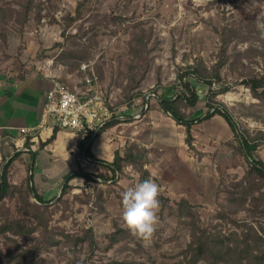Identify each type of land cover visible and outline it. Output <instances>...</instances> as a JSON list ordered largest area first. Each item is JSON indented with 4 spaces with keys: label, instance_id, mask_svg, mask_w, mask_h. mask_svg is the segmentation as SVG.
Segmentation results:
<instances>
[{
    "label": "rangeland",
    "instance_id": "374dc122",
    "mask_svg": "<svg viewBox=\"0 0 264 264\" xmlns=\"http://www.w3.org/2000/svg\"><path fill=\"white\" fill-rule=\"evenodd\" d=\"M28 2H32L29 19L19 22L17 13ZM78 9L80 17L72 22ZM261 12L264 0L255 4L252 0H0V74H23L35 63L63 67L80 81L94 74L106 89V103L115 116L144 115L155 105L148 95L183 89L178 77L188 66L200 59L208 68L215 66L223 44L220 33L233 28L221 81L210 89L193 76L186 80L202 100L197 115L206 114L203 103L213 98L210 90L229 88L214 104L229 109L242 129L264 131L260 121L247 116L246 108L258 100L242 83L264 70V41L258 40L254 23ZM57 43L62 45L55 47ZM85 64L88 74L81 72ZM134 94L139 95L130 100ZM143 115H137L142 118L139 134L147 126ZM206 150L199 151L214 161L218 185L208 201L194 204L202 227L220 238L233 237L231 245L243 236L245 223L252 235H261L264 216L230 203L218 191L220 182L225 189L244 178L247 161L230 146L213 142ZM255 156L264 160V144ZM92 164L96 163L89 161L82 169L90 174L101 171ZM139 181L140 174L132 167L113 183L72 181L73 189L49 205L44 227L24 235L0 233V264H187L192 231L190 220L179 213L180 198L160 189L164 199L150 242L133 237L123 226L121 193ZM23 205L20 193L0 204V225L21 218L29 228L37 226L33 217L22 212ZM246 207L253 208L250 202ZM111 235L117 238L114 244Z\"/></svg>",
    "mask_w": 264,
    "mask_h": 264
},
{
    "label": "crops",
    "instance_id": "0c3cea01",
    "mask_svg": "<svg viewBox=\"0 0 264 264\" xmlns=\"http://www.w3.org/2000/svg\"><path fill=\"white\" fill-rule=\"evenodd\" d=\"M35 64L23 74H19L20 71L0 74V174L2 167L19 153L13 165L12 181L18 184L28 175L33 176L35 192L53 203L61 194L64 177L85 166L87 160H83L79 151L80 134L60 130L54 122L44 119L46 95L53 88L52 78L60 79L71 90L79 89L81 83L63 67ZM175 94L172 90L148 95L150 103H155L153 109L146 115L137 114L150 120V141L139 136L141 126L138 124L142 118L131 113L130 117L118 116L121 123L98 137L93 136L91 149L96 157L112 162L116 151H122L129 142L141 143L149 150L150 163L146 168L151 179L166 195L203 204L214 195L218 174L209 155L199 159L188 150L185 128L161 110L160 99H172ZM56 129V139L42 147ZM192 132L195 146L205 153L208 144L221 145L234 138L231 127L221 115L195 125ZM4 156H7L5 161Z\"/></svg>",
    "mask_w": 264,
    "mask_h": 264
},
{
    "label": "trees",
    "instance_id": "16d2710c",
    "mask_svg": "<svg viewBox=\"0 0 264 264\" xmlns=\"http://www.w3.org/2000/svg\"><path fill=\"white\" fill-rule=\"evenodd\" d=\"M31 9L32 2L22 5V10L17 13L19 22L26 23L28 21ZM79 15L78 9V15L71 19L72 22L76 21L80 17ZM234 32L235 30L231 28L223 29L220 33L223 44L221 47L220 60L215 66L208 68L201 59L194 65L188 66L186 71L178 77V81L183 89L178 90L172 99L161 98L159 105L164 114L169 115L178 125H182L185 128V143L188 146V150L199 159L204 157L205 154L200 152L195 146V137L192 132L193 127L211 119L215 115L224 117L234 133V138L221 145L230 146L232 150L234 148V150L239 151L248 163V170L244 178L232 184L231 187L222 189L220 182V190L218 191L224 192L230 203H236L241 205L243 210L255 212L264 216V193L261 192L264 188V160L256 158L255 156L260 146L264 144V131L257 130L255 132H250V130L242 129L229 109L226 107L221 108L214 104L215 98L218 95L227 93L229 88L217 91L210 90L212 91L213 98L208 97L203 103L207 108L206 114L202 116L196 115V107L202 100L196 88L186 80L188 77L193 76L199 82L209 85L210 89L214 82L221 81V70L228 64L226 46L228 45L230 36ZM61 45L62 44L57 43L55 47ZM72 55L75 58L81 59V57L74 54V52H72ZM86 73L88 74V72ZM242 83L250 90L254 99L258 100L257 104H252L249 108H246L249 112L247 116L255 118L264 125V70L261 74L247 76L243 79ZM138 95L139 94H134L130 100L136 98ZM148 100H150V98ZM187 109L193 111L187 113ZM250 110L253 112H250ZM144 115L146 114L144 113ZM143 121L147 126L139 136L150 141L152 133L149 124L150 120L146 117ZM119 123H121L119 117L113 115L112 118L105 122L98 130L95 137H98L100 134L115 127ZM57 132L58 129L54 131L53 136L46 144H42V147L53 142L56 139ZM93 134L94 131H90L82 137L79 151L83 160L88 159L98 164L101 171L97 174H90L85 172L80 166L78 171L68 173L64 177L66 184L63 187L59 199L73 189L71 182L76 179H84L85 182H92L96 179H100L105 183H113L119 175L124 174L127 167H132L140 174L139 182L145 179H151L150 172L146 168L150 163L149 150L146 146L136 141L129 142L122 151H116L112 162H107L96 157L92 152ZM19 157L20 154L18 153L9 160L0 174V177H2L0 181V204L4 203L6 200L13 199L17 193H20L24 201L22 212L33 217L37 221V226L29 228L25 221L20 218V220L5 222L0 225V233L13 232L15 235H24L26 233H34L37 229L36 227H44L46 215L49 213V205L53 201H45L35 192L32 184L33 176L28 175L20 184H15L12 181L13 165ZM6 159L7 156H4L3 161ZM256 193H259V196H255ZM31 198H34L35 202H30ZM159 199L161 201L164 198L160 196ZM249 202L253 208L246 207ZM177 207L180 215L190 220L189 225L192 231V241L186 251L187 264H199L202 261L208 264H264V227L261 229V235H258L257 232L255 235H252L247 231L246 227L248 225L245 223L243 225L245 228L243 236H237L235 241L238 243L236 245H231L230 241L233 237L225 236L220 238L213 235L208 229L202 227L197 206L187 200L181 199L180 202L177 203ZM88 233L92 234V230H89ZM92 235H90V237L93 244L94 238ZM110 240L111 243L114 244L117 238L111 235ZM114 264L121 263L114 262Z\"/></svg>",
    "mask_w": 264,
    "mask_h": 264
},
{
    "label": "built area",
    "instance_id": "2783aa9c",
    "mask_svg": "<svg viewBox=\"0 0 264 264\" xmlns=\"http://www.w3.org/2000/svg\"><path fill=\"white\" fill-rule=\"evenodd\" d=\"M88 67V64L83 65L81 71L86 73ZM52 81L53 88L46 95L43 117L54 122L60 130L76 132L82 137L94 131L95 137L114 115L106 103L107 91L94 74L85 76L77 90L69 89L60 79L52 78Z\"/></svg>",
    "mask_w": 264,
    "mask_h": 264
},
{
    "label": "clouds",
    "instance_id": "9594fccd",
    "mask_svg": "<svg viewBox=\"0 0 264 264\" xmlns=\"http://www.w3.org/2000/svg\"><path fill=\"white\" fill-rule=\"evenodd\" d=\"M254 23L258 40L264 41V12L257 15ZM159 196L160 187L153 179H145L121 193L123 226L133 237L145 242L153 238L159 223Z\"/></svg>",
    "mask_w": 264,
    "mask_h": 264
},
{
    "label": "water",
    "instance_id": "95a60500",
    "mask_svg": "<svg viewBox=\"0 0 264 264\" xmlns=\"http://www.w3.org/2000/svg\"><path fill=\"white\" fill-rule=\"evenodd\" d=\"M3 168H4V166L2 167V170H3ZM1 179H2V177H0V181H1ZM65 184H66V181L63 182L62 187L60 189V193L62 192L63 187L65 186Z\"/></svg>",
    "mask_w": 264,
    "mask_h": 264
}]
</instances>
